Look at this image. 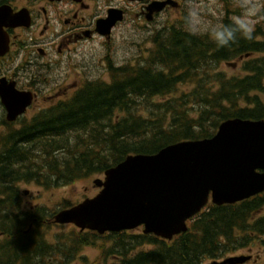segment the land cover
Returning a JSON list of instances; mask_svg holds the SVG:
<instances>
[{"label": "trees", "instance_id": "trees-1", "mask_svg": "<svg viewBox=\"0 0 264 264\" xmlns=\"http://www.w3.org/2000/svg\"><path fill=\"white\" fill-rule=\"evenodd\" d=\"M205 42L172 33L155 39L147 62L119 66L110 82L86 83L76 96L41 113L37 139L2 143L0 264L53 259L62 264L76 259L80 264H201L256 237L251 233L264 234V215L254 218L264 209V192L234 204L209 202L188 221L187 231L170 240L128 231L101 235L74 226L52 236L57 209L21 208L20 182L50 188L87 179L131 153L150 154L178 141L210 137L228 118L264 119V59L245 63L246 75L228 78L204 62L210 50L222 52ZM188 82L196 87L177 91ZM86 246L99 248L93 261L79 256Z\"/></svg>", "mask_w": 264, "mask_h": 264}, {"label": "flooded vegetation", "instance_id": "flooded-vegetation-1", "mask_svg": "<svg viewBox=\"0 0 264 264\" xmlns=\"http://www.w3.org/2000/svg\"><path fill=\"white\" fill-rule=\"evenodd\" d=\"M258 2L264 8V0ZM203 4L217 24H229L240 13L237 0H0V146L37 139L41 113L76 96L86 83L110 81L111 71L121 65L142 64L130 59L118 64L108 58L105 50L116 33L131 35L133 51L138 48L137 58L144 62L154 40H166L171 33L196 43H206V38L210 49L222 48L210 50L204 62L243 65L264 59V11L255 17L252 39L238 34L221 47L208 34L217 24L194 21ZM247 254L248 262L264 264L259 252Z\"/></svg>", "mask_w": 264, "mask_h": 264}, {"label": "water", "instance_id": "water-1", "mask_svg": "<svg viewBox=\"0 0 264 264\" xmlns=\"http://www.w3.org/2000/svg\"><path fill=\"white\" fill-rule=\"evenodd\" d=\"M23 104L20 110L27 100ZM104 174L93 181L100 188L95 196L60 210L55 222L100 233L144 224L145 233L170 239L187 229L186 219L210 194L212 202L223 204L264 191V120L227 119L212 137L129 155ZM246 259L230 257L217 264Z\"/></svg>", "mask_w": 264, "mask_h": 264}, {"label": "rangeland", "instance_id": "rangeland-1", "mask_svg": "<svg viewBox=\"0 0 264 264\" xmlns=\"http://www.w3.org/2000/svg\"><path fill=\"white\" fill-rule=\"evenodd\" d=\"M199 11L194 17V21L198 22V24H217L218 21L210 17L211 11L209 7H206L204 4L201 5ZM130 32L131 31H127ZM134 37V35H133ZM136 39H139V36H135ZM142 43V42H140ZM133 39L129 33H116L114 41H111L110 48L105 50V53L108 54V58H112L114 62H118V64L127 62L130 60H135L139 62H144L142 59L137 58L139 56V50L135 47L133 51L132 48ZM95 50H99V44L94 43ZM137 58V59H136ZM127 65V64H126ZM242 65H232V64H220L214 65L213 71H221L226 73L228 76L237 74V76L244 75V72L241 70ZM178 92L182 91H191L196 87V82H188L182 85H178ZM164 99L162 97H157L156 100ZM102 175H94L87 179L75 180L73 182H69L66 184H58L51 188H45L33 183H22L20 185V190L22 193V203L21 207L23 209L33 208L34 206L44 205L48 208L57 209L59 208V203L64 200L68 203L78 202L84 199V197L95 195L99 188L93 183V179L96 177H101ZM70 228L69 224L66 225H55L52 224L49 228L51 235L53 236L56 233L65 232ZM140 229L131 230L130 233L139 232ZM263 243L261 241H250L243 249L239 250L241 253L246 254L248 251H252L253 253L259 252L261 256L264 258V252L261 249ZM99 254V248L96 246H87L85 247L80 255H83L88 260L93 261L96 259ZM63 257H61V260ZM46 264H62L60 260L53 259L51 262ZM71 264H80V259L73 260ZM201 264H213L211 259H205ZM248 264H253L250 262Z\"/></svg>", "mask_w": 264, "mask_h": 264}, {"label": "clouds", "instance_id": "clouds-1", "mask_svg": "<svg viewBox=\"0 0 264 264\" xmlns=\"http://www.w3.org/2000/svg\"><path fill=\"white\" fill-rule=\"evenodd\" d=\"M237 7L240 13L233 16L229 24H217L208 29L210 37L221 47L235 41L238 34L244 39H252L255 17L264 11L258 0H237Z\"/></svg>", "mask_w": 264, "mask_h": 264}]
</instances>
